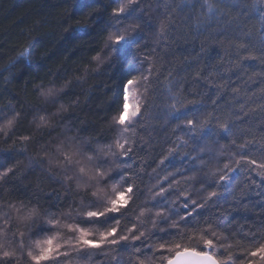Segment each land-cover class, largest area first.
Masks as SVG:
<instances>
[{"label": "trees", "instance_id": "trees-1", "mask_svg": "<svg viewBox=\"0 0 264 264\" xmlns=\"http://www.w3.org/2000/svg\"><path fill=\"white\" fill-rule=\"evenodd\" d=\"M126 3L0 0V125L19 114L11 129L0 132V171L13 169L0 181V205L23 202L41 212L78 207L85 190L40 161L71 138L92 148L112 143L121 127L113 123L122 108L121 84L135 76L129 100L138 94L140 114L125 133L132 151L111 173L119 179L118 171L126 172L138 196L121 228H140L136 217L146 208L140 219L152 230L156 211L178 219L172 213L183 214L186 199L189 209L195 200L202 205L195 209L197 220L212 222L232 245L229 264H260L246 253L264 244V169L258 167L264 163V0H137L133 17L114 19L113 9ZM117 29L136 38L124 53L108 47V35ZM98 54L103 63L93 59ZM49 88L57 90L55 97L41 95ZM61 105L66 111L57 112ZM42 115L52 127L36 128ZM188 119L207 123L189 132ZM198 153L202 160H193ZM114 182L101 185L103 195H113ZM161 187L164 193L150 199ZM92 190L88 200L96 199ZM22 230L27 247L36 237ZM146 235L151 238L141 259L153 255L148 245L159 239ZM87 251L73 264H136L138 255L123 242Z\"/></svg>", "mask_w": 264, "mask_h": 264}, {"label": "snow or ice", "instance_id": "snow-or-ice-1", "mask_svg": "<svg viewBox=\"0 0 264 264\" xmlns=\"http://www.w3.org/2000/svg\"><path fill=\"white\" fill-rule=\"evenodd\" d=\"M138 6L137 0H127L126 4L113 9V17L118 21L133 17ZM127 31V29L124 31L117 29L109 33L108 47L124 53L128 47L136 43V38L129 37ZM93 59L103 63L99 54ZM148 71L150 73L151 68ZM142 78L145 82L149 80L148 75ZM134 82H138L135 76L127 79L126 84H121L122 108L113 117V123L121 127L112 143L92 148L90 143H77L78 138H71L67 144L62 142L54 150H46L45 157L40 161L44 162L46 159L49 168L58 170L64 182L75 181L77 189L85 190L84 198L78 207L69 212L48 210L41 212L38 207L29 208L23 202L19 205L9 202L0 205V264H73V260L90 255L87 251L89 249H103L106 246L121 245L122 242L124 247L131 243L135 249L138 254L136 264H153V261L157 264H229L232 260V254L228 251L232 245L226 243L228 238L218 234L212 222L205 221L201 224L197 220L199 213L194 215V212L202 205H197L195 200L191 201L192 208L189 209L186 199L183 214L172 213V216L178 219L166 217L163 210L156 211L150 217L152 230L147 229L145 221L140 219L150 211L146 208H141L136 217L140 228L136 223H132L131 227L126 229L121 228V219L125 218L128 212L133 211L130 202L134 205L138 196L134 191V183L126 178V172L118 171L119 179L111 173L114 171L112 165H115V170H119L122 163L120 157H126L132 151L130 146L126 148L128 139L125 138V133L131 131L132 119L140 114V105L136 104L129 115L128 86ZM41 95L45 98L55 97L57 90L49 88L47 91H41ZM132 95L135 96V90ZM52 102L55 103V100ZM172 109L176 111L175 104L172 105ZM59 111L66 109L61 105L57 109V112ZM18 117L19 114L14 113L11 118H6V123L0 125V132L11 129L18 121ZM206 123L207 121L197 124L194 120L188 119L186 127L189 132H194L196 127L203 128ZM46 127L50 128L52 124L49 117L42 115L36 128ZM220 127L227 128V125L221 124ZM29 139L28 136L23 137L25 141ZM192 139L195 140V137L193 136ZM85 146L87 151H84ZM200 151H205V148H201ZM195 159L202 160V157L198 153L193 157V160ZM160 163L163 164L164 161L161 160ZM239 163L237 161V164ZM247 163L256 164V161L248 160ZM258 167L264 169V163L259 164ZM0 168H3V165H0ZM224 168L232 170L228 164H225ZM9 173H13L12 168L0 171V181L5 180ZM225 178V175L219 176L220 180ZM109 181H115L112 183L113 195L106 196L103 195L104 189L101 185H106ZM89 189H94L91 191V196L96 199H87ZM164 191L165 189L161 187L159 192L150 196V199L154 200ZM215 195L216 193L212 192L209 198ZM97 226V231L93 232L91 229ZM22 228L28 230L31 237H36L27 247L25 231ZM149 231L151 235H158L159 239L155 244L148 245L153 255L141 259L140 257L145 255L141 248L151 238L150 235H146ZM137 241L140 242V246L136 245ZM218 248H224L225 253L221 255L217 251ZM246 255L258 258L260 264H264V244L247 251ZM247 264H257V259H249Z\"/></svg>", "mask_w": 264, "mask_h": 264}, {"label": "rangeland", "instance_id": "rangeland-1", "mask_svg": "<svg viewBox=\"0 0 264 264\" xmlns=\"http://www.w3.org/2000/svg\"><path fill=\"white\" fill-rule=\"evenodd\" d=\"M139 102L138 94L136 97H133V99L129 100V115L134 110L135 105Z\"/></svg>", "mask_w": 264, "mask_h": 264}]
</instances>
